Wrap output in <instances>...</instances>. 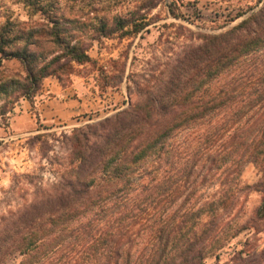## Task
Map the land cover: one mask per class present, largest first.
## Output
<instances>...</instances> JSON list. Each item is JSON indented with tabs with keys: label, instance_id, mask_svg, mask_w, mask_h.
I'll use <instances>...</instances> for the list:
<instances>
[{
	"label": "trees",
	"instance_id": "obj_1",
	"mask_svg": "<svg viewBox=\"0 0 264 264\" xmlns=\"http://www.w3.org/2000/svg\"><path fill=\"white\" fill-rule=\"evenodd\" d=\"M27 2L43 19L0 25V58L24 67L5 71L1 88L33 106L46 78L67 87L77 66L92 61L91 40L150 24L144 14L91 16ZM262 2L232 28L198 35L201 43L186 44L162 69L132 75L128 107L75 127L62 178L2 216L0 264L16 253L18 264H219L244 230L260 233L264 198L245 224L233 210L244 189L264 197ZM249 162L260 178L244 185ZM247 245L231 264H264V247Z\"/></svg>",
	"mask_w": 264,
	"mask_h": 264
},
{
	"label": "rangeland",
	"instance_id": "obj_2",
	"mask_svg": "<svg viewBox=\"0 0 264 264\" xmlns=\"http://www.w3.org/2000/svg\"><path fill=\"white\" fill-rule=\"evenodd\" d=\"M27 1L55 3L62 7L61 10L74 7V13L84 9L91 16L132 14L137 18L144 14L148 16L150 24L139 33H118L91 40L89 54L92 61L78 65L71 83L65 88L73 87L78 82L77 85L84 87L86 93L92 97L98 96L99 105L89 106L84 109L86 112L70 119L66 117L44 123L39 117L37 128L32 131L15 133L10 129L13 112L24 111L23 104L26 102L23 100L27 99L19 98L15 91L16 94L12 95V92L7 95L1 84L7 80L5 71L12 75L24 73V67L16 58H0V221L3 215L31 203L40 192L39 187L47 189L62 178L70 154L68 137L75 127L102 120L130 105L128 86L132 75L153 71L158 66L162 69L167 61L181 53L186 44L201 43L202 39L198 36L201 33H222L263 4L260 0H162L157 6L146 8L144 0H0V25L7 20L43 19V15ZM172 8L182 16L175 17ZM244 11H247L246 14ZM240 14L243 15L237 17ZM52 78L62 86L56 77ZM48 95L54 97L56 94ZM39 96L35 98V104ZM68 98L71 104L66 103L60 111H77L78 101L83 98L80 89H72ZM35 106L32 111H39ZM259 178L260 172L255 163H247L242 173L244 185L253 184ZM263 198L259 191L244 189L240 202L233 210L236 220L245 224L253 217ZM248 241L262 249L264 229L257 234L255 230H244L228 244L219 261L217 257H211L208 262L231 264L234 252L247 249ZM21 258L16 253L4 264H18Z\"/></svg>",
	"mask_w": 264,
	"mask_h": 264
},
{
	"label": "crops",
	"instance_id": "obj_3",
	"mask_svg": "<svg viewBox=\"0 0 264 264\" xmlns=\"http://www.w3.org/2000/svg\"><path fill=\"white\" fill-rule=\"evenodd\" d=\"M58 82V81H57ZM78 82L74 83L73 87L65 88L60 84L56 83V79L49 77L46 79L44 85L43 93L39 96L36 101V109L39 111H32L34 107L28 100H23L26 102L23 104L24 111H14L10 129L12 128L15 133L32 131L37 128V119L40 117L41 122L49 123L57 121L61 118H72L75 115H80L89 106H97L100 101H97L98 96L92 97L90 94L86 93L84 87L77 85ZM74 88H79L82 93V100H77L78 105L77 111H60L66 103L71 104L70 98H68L69 93ZM55 93L54 97L47 96V94ZM69 99V100H68ZM24 118V119H21ZM21 120V121H20Z\"/></svg>",
	"mask_w": 264,
	"mask_h": 264
}]
</instances>
